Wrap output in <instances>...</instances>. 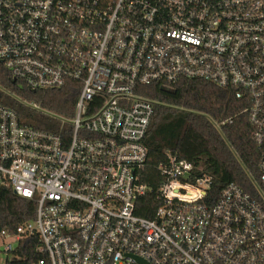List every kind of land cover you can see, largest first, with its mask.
<instances>
[{"label":"built area","instance_id":"1","mask_svg":"<svg viewBox=\"0 0 264 264\" xmlns=\"http://www.w3.org/2000/svg\"><path fill=\"white\" fill-rule=\"evenodd\" d=\"M0 61L32 90L70 86L53 129L0 103V185L36 202L4 250L37 237L39 264H264V0H0ZM199 79L232 89L260 147L255 197L168 154L153 217L142 180L156 100Z\"/></svg>","mask_w":264,"mask_h":264},{"label":"trees","instance_id":"2","mask_svg":"<svg viewBox=\"0 0 264 264\" xmlns=\"http://www.w3.org/2000/svg\"><path fill=\"white\" fill-rule=\"evenodd\" d=\"M156 100L145 144L147 158L142 180L153 191L140 197L138 214L153 217L158 206L155 193L163 179L158 166L168 154L193 163L194 174L213 176V190L235 182L255 197L261 187L258 163L260 147L253 139L254 129L244 111L246 103L232 89L210 82L182 79L171 88L158 84L146 87ZM24 100L35 101L43 109L67 117L74 115L77 94L68 85L62 89L32 90L20 79L15 81L0 62V103L15 109L20 117L37 127L53 129L51 117L31 108ZM34 200L17 195L10 185H0V235L36 217ZM37 237L23 238L5 264H39L42 253ZM1 264V250H0Z\"/></svg>","mask_w":264,"mask_h":264},{"label":"rangeland","instance_id":"3","mask_svg":"<svg viewBox=\"0 0 264 264\" xmlns=\"http://www.w3.org/2000/svg\"><path fill=\"white\" fill-rule=\"evenodd\" d=\"M4 238L0 237V250H1V264H5L7 258V252L4 250L5 242Z\"/></svg>","mask_w":264,"mask_h":264},{"label":"water","instance_id":"4","mask_svg":"<svg viewBox=\"0 0 264 264\" xmlns=\"http://www.w3.org/2000/svg\"><path fill=\"white\" fill-rule=\"evenodd\" d=\"M1 62V61H0ZM17 79H15V81H16Z\"/></svg>","mask_w":264,"mask_h":264}]
</instances>
